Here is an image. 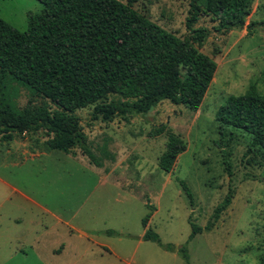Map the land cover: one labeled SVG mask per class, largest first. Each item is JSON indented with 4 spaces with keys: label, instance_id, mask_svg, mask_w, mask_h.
Returning <instances> with one entry per match:
<instances>
[{
    "label": "rangeland",
    "instance_id": "obj_1",
    "mask_svg": "<svg viewBox=\"0 0 264 264\" xmlns=\"http://www.w3.org/2000/svg\"><path fill=\"white\" fill-rule=\"evenodd\" d=\"M132 7L176 37H189L187 0H133ZM41 9L37 0H0V18L18 30L25 29L27 13ZM260 21L264 0H252L242 28L219 33L207 16L193 24L207 29L199 50L216 64L196 110L167 100L145 113L115 112L109 120L93 119L91 105L75 110L99 165L77 146L68 153L49 148L43 130L0 131V264H258L264 254V154L247 151L249 137L241 130L226 127L219 134L214 113L249 85L264 95V24H253ZM8 93L16 109L44 101L13 82ZM124 100L108 94L104 102L120 106ZM159 126L162 132L151 134ZM168 133L185 149L164 172L158 159ZM228 190L230 203L214 217ZM147 204V227L163 244L182 245L189 223L201 228L186 243L187 263L141 239Z\"/></svg>",
    "mask_w": 264,
    "mask_h": 264
},
{
    "label": "trees",
    "instance_id": "obj_2",
    "mask_svg": "<svg viewBox=\"0 0 264 264\" xmlns=\"http://www.w3.org/2000/svg\"><path fill=\"white\" fill-rule=\"evenodd\" d=\"M37 1L42 9L26 14L23 30L0 18V131L43 130L49 148L68 153L77 146L94 165H99L98 161L86 144L74 111L91 105L93 119L109 120L115 112L145 113L162 100L196 110L216 64L199 50L207 29L193 24L207 16L219 33L242 28L252 2L187 0L189 15L184 26L189 37L178 38L133 9V0ZM12 82L44 101L39 105L28 102L16 109L8 96ZM108 94L125 100L120 106L106 103ZM214 119L219 134L226 127L241 130L249 137L247 151L259 148L264 154V95L253 85L239 95H228L215 110ZM162 130L159 126L151 134ZM184 149L178 136L168 133L158 167L170 171ZM178 183L191 204L186 183L181 179ZM230 199L228 190L215 206L214 217ZM146 206L150 210L140 219L144 229L141 239L176 252L187 263L186 243L201 228L189 223L190 232L182 245L163 244L147 227L152 208ZM258 264H264V254Z\"/></svg>",
    "mask_w": 264,
    "mask_h": 264
},
{
    "label": "water",
    "instance_id": "obj_3",
    "mask_svg": "<svg viewBox=\"0 0 264 264\" xmlns=\"http://www.w3.org/2000/svg\"><path fill=\"white\" fill-rule=\"evenodd\" d=\"M151 108H152V106H149L148 110L151 109Z\"/></svg>",
    "mask_w": 264,
    "mask_h": 264
}]
</instances>
